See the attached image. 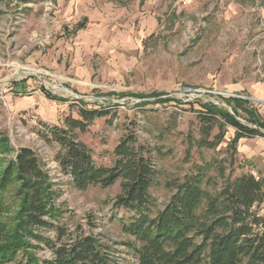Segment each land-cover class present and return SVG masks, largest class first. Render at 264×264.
<instances>
[{
    "label": "rangeland",
    "instance_id": "rangeland-1",
    "mask_svg": "<svg viewBox=\"0 0 264 264\" xmlns=\"http://www.w3.org/2000/svg\"><path fill=\"white\" fill-rule=\"evenodd\" d=\"M155 94L171 100L156 103ZM238 95L254 99L245 100L264 119V0H190L185 7L175 0H0V132L16 150L30 146L39 154L62 210L55 225L81 226L115 264H138L128 245L134 238L121 226L128 214L114 207L120 181L77 189L56 161L59 144L39 134L41 123L78 117L82 104L108 110L78 131L79 139L97 163L112 165L116 144L134 133L157 170L151 193L161 209L174 183L197 165L224 161V176L217 164L208 174L213 193L230 171L234 178L261 165L262 136L240 138L233 153L235 128L217 123L209 139L218 135L220 143L202 142L205 104L232 112L225 98ZM28 108L36 119L21 117ZM244 146L259 159L243 154ZM14 156L0 153V172ZM39 232L57 237L55 227ZM30 242L38 257L51 255L43 243Z\"/></svg>",
    "mask_w": 264,
    "mask_h": 264
},
{
    "label": "trees",
    "instance_id": "trees-1",
    "mask_svg": "<svg viewBox=\"0 0 264 264\" xmlns=\"http://www.w3.org/2000/svg\"><path fill=\"white\" fill-rule=\"evenodd\" d=\"M84 25L81 22L76 28ZM154 97L156 103L171 100L162 95ZM225 99L232 112L205 104V111L199 115L202 142L215 147L221 138L217 135L210 141L214 126L231 125L235 128L232 147L236 153L240 138L264 137V119L250 107V101ZM108 112L82 104L78 117L67 116L60 124L41 123L39 134L59 144L56 161L77 189L91 185L106 188L120 181L114 207L128 214L121 226L134 238L128 245L138 264H264V177L249 172L233 178L230 171L213 193L206 189L212 179L208 174L217 164L224 176L226 166L224 161L206 162L197 165L182 182L174 183V193L163 208L157 209L151 193L157 170L147 156L149 149L134 133L128 132L116 144L112 165L97 163L91 149L79 139L78 131H87L95 118ZM13 152L15 156L0 172V264H115L108 249L81 226L70 230L55 225L62 210L55 204L58 193L39 154L30 146L16 150L8 135L0 132V153ZM49 227H55L56 239L39 232ZM30 239L43 243L51 255L38 257L33 252L38 247Z\"/></svg>",
    "mask_w": 264,
    "mask_h": 264
},
{
    "label": "crops",
    "instance_id": "crops-1",
    "mask_svg": "<svg viewBox=\"0 0 264 264\" xmlns=\"http://www.w3.org/2000/svg\"><path fill=\"white\" fill-rule=\"evenodd\" d=\"M47 111H48V113H51V111H49V109H47ZM242 138H246V139H248V138H254V137H242ZM261 150H263V148L261 147L260 148ZM243 154H245L247 157H249V158H252V157H256L257 156V158L259 159V157H260V155L258 154V153H252V152H254V149H253V147H248V146H244L243 148H242V151H241ZM262 156H264V155H262ZM263 160H262V163H261V165H258L257 167H256V169L254 170V169H251L249 172L250 173H253V174H255L256 175V173L258 172V173H260V175L262 176V177H264V158H262ZM257 171V172H256ZM249 172H245V173H249Z\"/></svg>",
    "mask_w": 264,
    "mask_h": 264
},
{
    "label": "built area",
    "instance_id": "built-area-1",
    "mask_svg": "<svg viewBox=\"0 0 264 264\" xmlns=\"http://www.w3.org/2000/svg\"><path fill=\"white\" fill-rule=\"evenodd\" d=\"M189 2H190V0H175V4L180 6V7H185L187 4H189ZM97 103L102 104V103H104V101L100 100V102H97ZM21 117L24 120L36 119L37 118V113L34 111V109L28 108V109H26L25 111H23L21 113ZM137 263H138V259H137Z\"/></svg>",
    "mask_w": 264,
    "mask_h": 264
},
{
    "label": "water",
    "instance_id": "water-1",
    "mask_svg": "<svg viewBox=\"0 0 264 264\" xmlns=\"http://www.w3.org/2000/svg\"><path fill=\"white\" fill-rule=\"evenodd\" d=\"M239 97H241V98H244V99H248V100H254V99H252V98H250V97H246V96H240V95H238Z\"/></svg>",
    "mask_w": 264,
    "mask_h": 264
},
{
    "label": "bare ground",
    "instance_id": "bare-ground-1",
    "mask_svg": "<svg viewBox=\"0 0 264 264\" xmlns=\"http://www.w3.org/2000/svg\"><path fill=\"white\" fill-rule=\"evenodd\" d=\"M28 70V69H27Z\"/></svg>",
    "mask_w": 264,
    "mask_h": 264
}]
</instances>
